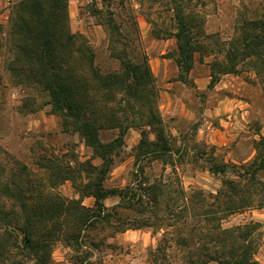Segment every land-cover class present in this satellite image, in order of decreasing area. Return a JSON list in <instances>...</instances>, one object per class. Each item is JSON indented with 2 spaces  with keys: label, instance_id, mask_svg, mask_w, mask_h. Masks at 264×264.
Segmentation results:
<instances>
[{
  "label": "trees",
  "instance_id": "obj_1",
  "mask_svg": "<svg viewBox=\"0 0 264 264\" xmlns=\"http://www.w3.org/2000/svg\"><path fill=\"white\" fill-rule=\"evenodd\" d=\"M152 1L163 2L172 11L176 24V31L170 33L176 40L174 63L179 80L188 83L195 53L208 54L216 37L194 31L192 17L186 14V6L180 0ZM101 3V7L94 4L92 11L99 13V24L107 34V49L118 60L115 69H102L87 37L70 31L68 0L13 3L6 37L12 54L7 59L8 73L15 84L46 92L53 112L61 117V127L78 133L100 162L84 160L71 167L55 158L38 156V166L47 173L46 180L31 178L22 184L17 179L23 176L27 180L31 171L24 163L12 161L18 175L12 182L0 183L9 202L0 207V264H52L51 247L57 241L74 252V264H94L89 260L92 249L110 246L107 237L154 226L161 218V182L146 185L142 177L138 183L120 187L105 184L129 128L142 129L136 145L141 157L148 154L161 159L168 151V141L157 111L154 76L147 56L139 48L136 14L129 7L128 16L116 21L110 0ZM138 3L142 6L141 1ZM146 19L149 20L148 15ZM240 27L224 60L210 63L209 86L217 79L214 69L222 74L237 73L238 62L244 63L248 57L253 56L256 65L264 67V17L242 19ZM145 126L152 130L153 140L148 138ZM103 130H116V134L104 142L100 138ZM255 150L254 159L243 165L238 179H222L212 201L201 193L197 195L202 202L200 210L189 215L186 227L175 233L173 241L179 252L176 262L167 252L169 244L162 239L149 252L152 264H259L255 258L259 222L224 228L218 217L221 212L264 208V185L257 176L264 169V136L255 142ZM209 170L225 173L226 165L213 163ZM68 179L77 198L54 191L56 185ZM112 196H117L118 202L105 205L103 200ZM84 197L93 198V205L83 204ZM184 210L185 206L179 207V214ZM148 212L156 218L155 223L150 221Z\"/></svg>",
  "mask_w": 264,
  "mask_h": 264
},
{
  "label": "rangeland",
  "instance_id": "obj_2",
  "mask_svg": "<svg viewBox=\"0 0 264 264\" xmlns=\"http://www.w3.org/2000/svg\"><path fill=\"white\" fill-rule=\"evenodd\" d=\"M14 1L0 0V183L13 181L17 171L11 163L18 160L31 171L27 180L23 176L17 179L26 184L31 178L46 180L47 173L38 166V156L55 158L71 167L84 160L98 164L100 159L93 155L78 133L61 127V117L53 112L46 92L35 86L15 84L8 73L7 59L12 54L6 37ZM180 1L186 6V14L192 17L194 31L216 37L210 43L212 50L208 54L195 53L188 83L179 80L178 67L174 63L176 40L170 33L176 31V24L172 11L161 1L110 0L116 21L128 16L129 7L136 14L139 48L147 56L154 76L158 92L156 106L168 151L161 159L148 154L139 156L136 145L142 129H128L105 184L120 187L138 183L142 177L146 185L161 182L164 186L161 218L155 223L156 218L148 212L154 226L128 229L107 237L106 243L110 246L92 249L89 260L94 264H152L149 252L162 239L169 244L167 252L176 262L179 252L173 241L175 233L186 227L189 215L200 210L202 202L197 195L201 193L207 201H212L223 178L238 179L237 174L244 171L243 165L247 166L254 159L255 142L264 136V67H258L253 56L246 58L250 61L238 62L237 73L222 74L214 69L217 79L209 86L210 63L224 60L230 41L241 32L242 19L264 17V0ZM94 4L103 5L101 0H68L70 31L87 37L102 69H115L118 60L110 56L106 31L99 24L100 15L92 11ZM143 129L153 140L152 130L148 126ZM115 134L116 130H103L100 138L107 142ZM213 163L225 164L226 172H211L209 167ZM257 176L264 185V169ZM72 185L68 179L56 185L54 191L77 198L78 193ZM118 200L117 196H112L105 198L103 203L112 206ZM8 203L0 185V207ZM82 203L92 206L93 198L84 197ZM183 206L186 210L179 214V207ZM218 217L224 228L259 222L255 258L259 264H264V208L250 207L229 214L221 212ZM74 255L60 241L51 247L52 264H74Z\"/></svg>",
  "mask_w": 264,
  "mask_h": 264
}]
</instances>
